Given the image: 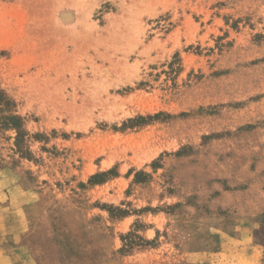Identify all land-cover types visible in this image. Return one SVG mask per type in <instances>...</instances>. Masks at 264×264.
<instances>
[{"label":"rangeland","instance_id":"obj_1","mask_svg":"<svg viewBox=\"0 0 264 264\" xmlns=\"http://www.w3.org/2000/svg\"><path fill=\"white\" fill-rule=\"evenodd\" d=\"M0 88V264H264V0H0Z\"/></svg>","mask_w":264,"mask_h":264},{"label":"trees","instance_id":"obj_2","mask_svg":"<svg viewBox=\"0 0 264 264\" xmlns=\"http://www.w3.org/2000/svg\"><path fill=\"white\" fill-rule=\"evenodd\" d=\"M15 106L14 100H12L4 90L0 88V120H3L5 125H10L16 129V145L19 149H22L20 144L24 141L27 132L23 128V119L21 116L14 114L12 108ZM7 112V113H6ZM29 153V152H26Z\"/></svg>","mask_w":264,"mask_h":264}]
</instances>
